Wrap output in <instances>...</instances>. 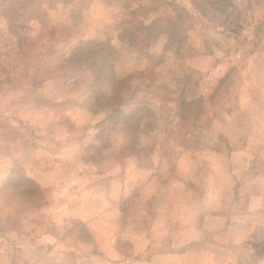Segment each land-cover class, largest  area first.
I'll return each instance as SVG.
<instances>
[{
    "label": "rangeland",
    "instance_id": "obj_1",
    "mask_svg": "<svg viewBox=\"0 0 264 264\" xmlns=\"http://www.w3.org/2000/svg\"><path fill=\"white\" fill-rule=\"evenodd\" d=\"M10 1L0 0V264H84L69 248L85 258L113 243L124 253L136 226L158 240L193 224L190 210L208 227L231 220L227 238L213 236L231 251L221 264H264V0H40L28 11ZM133 12L165 20L131 39ZM255 23L249 42L241 32ZM85 41L115 49L123 88L56 70ZM121 97L125 113L145 108L138 127L109 115Z\"/></svg>",
    "mask_w": 264,
    "mask_h": 264
},
{
    "label": "crops",
    "instance_id": "obj_2",
    "mask_svg": "<svg viewBox=\"0 0 264 264\" xmlns=\"http://www.w3.org/2000/svg\"><path fill=\"white\" fill-rule=\"evenodd\" d=\"M252 25L254 29L253 35L251 36V42L253 41V38L255 36L257 27L256 25L258 24L255 23ZM106 209L108 208H102L101 211L104 213L106 212ZM116 209L118 208L112 207L111 211H115ZM190 211L191 215H193L194 217L193 224L185 225L183 224V222L178 223V228L175 229L174 232L166 234L165 236L162 235V238L160 237L158 240L152 230L153 228L148 231L149 235L148 237H146V234L143 235L142 233L140 235V232H142V230L139 226H136V241L131 242L129 239L123 238L129 244V249L124 253L121 252L122 250H120V248H118L115 243H113V245L110 246V248H108L107 250L105 248L103 249L99 247L97 248V250H93L91 252L88 251L86 252L87 256L85 255V258L83 257L84 255L77 252L75 247L69 248L67 253L75 251V255L77 256V258L81 257V260L84 261V264H113L110 263L113 260L115 264H221V262H219V258L223 260V255H221L222 251H231L229 250V247L218 244L217 241L214 240L215 238L213 239V236H215V234H218L221 239L227 238V225H229V222H231V220H229L228 222L227 219L229 218L224 219L222 217L214 215L212 219H208V222L210 223L216 220V225L213 226V223H210L212 227H208V223L204 224L203 221L201 223L200 220L199 222L197 221V215L195 211ZM225 220L227 224H224ZM93 222L94 220H90L86 222V224L91 226ZM211 232L213 233L211 238H204V234ZM67 236H69L70 238V233H68ZM138 242H140V244H138ZM68 243L71 245L74 244L72 240H68ZM83 245L87 250L89 249V243H83ZM56 247L60 249L59 245H56ZM243 249L249 252L248 249H245L244 247ZM106 252H109V254L113 256L111 257L107 255ZM63 254L64 253L59 252L56 253L57 256H61ZM231 258L232 261H234L236 264H246L242 262L243 260L241 259V257L232 256ZM41 259L42 258L39 257L38 264L42 263ZM72 264L77 263L73 262Z\"/></svg>",
    "mask_w": 264,
    "mask_h": 264
},
{
    "label": "trees",
    "instance_id": "obj_3",
    "mask_svg": "<svg viewBox=\"0 0 264 264\" xmlns=\"http://www.w3.org/2000/svg\"><path fill=\"white\" fill-rule=\"evenodd\" d=\"M39 1L40 0H11L10 3L11 4L14 3V5L17 6V8H19L20 10L22 9L23 11H28L29 9H33V10L38 9L37 7ZM190 1L192 2V0ZM144 15L140 16L138 12H133L134 27L132 30L125 29V32H128L127 34L131 35L130 37L131 39H134L136 37L134 36L136 32L140 33L141 34L140 36L143 39H147V37L150 36L153 28L157 25V23L165 20L164 18H160L159 16L150 17L149 14L145 16ZM136 17H141L142 18L141 21H137ZM12 21L14 22V20ZM23 21L24 19L19 21L20 24L15 25V27H23L22 26ZM176 27L177 24H175V28ZM165 29L167 30L163 31L162 33L166 35V40H167L166 42L169 44L171 38H174L175 33L172 28H165ZM117 60L118 59L116 58L115 55V49L112 48L109 44L103 42H96V41H85L73 47L70 53L68 54V56L56 66V70L65 71L64 73H68V69L70 67H76V66L78 69L82 68V70L83 69L90 70L93 75V79H92L93 83L94 84L99 83L95 85V87L100 88L101 83H103L104 80H110L115 83V85L113 86V90H115V88L118 86H119L118 90H120L121 88H123L126 79L125 78L117 79L115 75L113 66L115 61ZM119 100L121 101L117 102L116 106L112 109V112L114 113H109V115L116 113L121 114V116L123 117L122 120L116 123H122L125 126H131V127H134L133 125L136 124V127H138V124L140 125V121H142L144 115L142 113L140 114L137 113L139 112V110L143 109L144 107H133L132 109L130 108L128 113L127 112L125 113V111H123L124 108L123 105L125 103L124 97H121ZM108 101L109 99L104 98L101 104L107 103ZM25 180L31 182L27 178Z\"/></svg>",
    "mask_w": 264,
    "mask_h": 264
},
{
    "label": "built area",
    "instance_id": "obj_4",
    "mask_svg": "<svg viewBox=\"0 0 264 264\" xmlns=\"http://www.w3.org/2000/svg\"><path fill=\"white\" fill-rule=\"evenodd\" d=\"M253 25L252 24H247L246 26H244L241 34L242 37L245 38L247 41H251L252 40V35H253Z\"/></svg>",
    "mask_w": 264,
    "mask_h": 264
}]
</instances>
